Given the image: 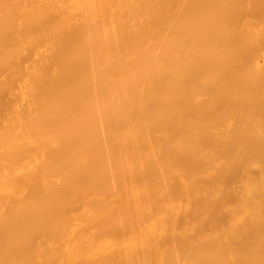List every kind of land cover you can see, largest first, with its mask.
<instances>
[{
    "label": "bare ground",
    "instance_id": "obj_1",
    "mask_svg": "<svg viewBox=\"0 0 264 264\" xmlns=\"http://www.w3.org/2000/svg\"><path fill=\"white\" fill-rule=\"evenodd\" d=\"M0 264H264V0H0Z\"/></svg>",
    "mask_w": 264,
    "mask_h": 264
}]
</instances>
